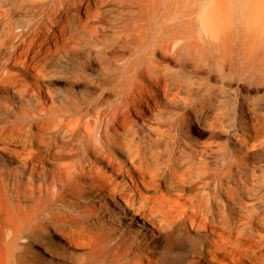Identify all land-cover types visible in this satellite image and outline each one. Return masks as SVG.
<instances>
[{
	"label": "bare ground",
	"instance_id": "obj_1",
	"mask_svg": "<svg viewBox=\"0 0 264 264\" xmlns=\"http://www.w3.org/2000/svg\"><path fill=\"white\" fill-rule=\"evenodd\" d=\"M161 2L0 0V112L24 107L0 122L8 164L0 169L1 199L16 201L6 207L12 243L50 226L88 246L87 264H264V165H257L264 135L236 127L241 109L227 97L234 72L248 83L264 79L251 70L264 61V0L204 7L209 53L187 35L194 19L182 20L197 7L176 0L174 18L170 9L150 22ZM150 29L153 44L113 82V101L63 99L52 87L51 61L63 49L90 44L107 57L141 43ZM211 63L220 85L193 111L226 122L228 140L248 163L232 153L230 140L219 149L198 146L172 123L173 109L200 90L182 76ZM174 238L182 244L177 255Z\"/></svg>",
	"mask_w": 264,
	"mask_h": 264
},
{
	"label": "rangeland",
	"instance_id": "obj_2",
	"mask_svg": "<svg viewBox=\"0 0 264 264\" xmlns=\"http://www.w3.org/2000/svg\"><path fill=\"white\" fill-rule=\"evenodd\" d=\"M161 3V11L159 14H155L150 22H160L164 17V13L170 9L169 15L174 18L176 0H162ZM181 3L185 9H190L192 6L197 7V12L192 16L193 18L188 16L182 18V20L186 21L190 19L195 21L193 26H187V35L194 36L199 41L201 40L202 46L200 47L204 48L207 53L213 51L208 47V37L202 31L200 16L204 7L217 6L220 4V0H181ZM234 17L237 21L238 18L235 13ZM81 18L87 20L84 10H82ZM173 21V19L170 20L171 23ZM155 32L156 30H148L147 34L141 37V43L135 41L130 45L129 49L109 54L107 57L100 56L99 52L91 47L92 45L90 44H82L72 50L63 49L62 54L51 61L50 71L54 75L51 81L52 87L57 91L58 96L63 99L89 100L94 103L113 101L115 99L113 88L116 87L113 82L116 79H120V77H124L132 62L147 52L157 35ZM253 34L254 29H251L250 35ZM261 37H264V33H262ZM170 66H174L172 62ZM215 67L211 63L210 67L204 68L197 74H191L186 71L187 75L182 76L184 80L197 81L200 90H196L191 100L183 99L193 102V106L185 107L182 100L178 108L173 109L172 119L175 120L172 123L175 124L176 130L178 128L187 130L192 143L195 145L202 146L212 143L213 147L219 149L220 147L224 148L227 141L230 140L232 153L238 154L239 150L237 151L238 148L235 147L236 140L233 137L229 140L227 138L225 132L226 122L219 118L215 121L214 115H211V113L204 112L196 116L193 111L195 107L200 109V104L208 99L209 88L213 89L220 85V81L216 78L218 72ZM251 70H258V74L264 78V61L258 64L256 68L253 64ZM248 82L245 76L234 72L230 84L227 85L229 90L227 97L232 103V108L237 106L238 109H241L240 114L235 116V125L239 130H245L246 125L250 126L249 132H252L251 134L257 135V132H259L264 135V79ZM46 89L44 87V96L49 99L47 92H45ZM216 93L220 92L216 91ZM224 97L222 94L217 95L218 99H223ZM41 103L46 109L51 105V101L49 105L45 99ZM22 109L18 105L15 113L0 112V122L14 120V117ZM239 154L248 163L246 153L242 152ZM2 159L0 156V169H5L8 164L4 163ZM258 163L257 165L262 167L264 159H259ZM256 171L258 175H261L260 169H256ZM6 178L11 180L7 173ZM6 190H9L7 198H13L10 188ZM1 197L0 193V264H87L89 262L90 250L88 246L79 241L78 238L72 237L68 229L63 232L48 226L42 234L30 233L27 235V239L20 238L15 243H12L10 239L12 232L8 228V210H6V207L15 204L16 201L10 200L11 203L9 204ZM258 213L264 215L262 209H259ZM172 241L176 244L173 247L175 249L173 255H177L181 251L180 245L182 244H178L175 238ZM158 244L160 247H165L167 241L162 236ZM152 245L151 248L154 249L156 244ZM181 254L185 255L184 252Z\"/></svg>",
	"mask_w": 264,
	"mask_h": 264
}]
</instances>
